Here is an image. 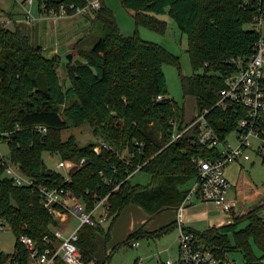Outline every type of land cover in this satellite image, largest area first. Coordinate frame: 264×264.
Masks as SVG:
<instances>
[{"label":"trees","instance_id":"trees-1","mask_svg":"<svg viewBox=\"0 0 264 264\" xmlns=\"http://www.w3.org/2000/svg\"><path fill=\"white\" fill-rule=\"evenodd\" d=\"M86 2L38 0L42 12L44 3L48 10H58L62 3L85 5ZM240 2L122 0L125 8L134 11L138 27L163 33L167 25L157 15L168 12L179 29L187 34L193 73L180 72L182 89L186 96L196 97L199 115L211 109L207 118L221 138L231 133L238 119L246 113V108L236 103H230L226 110L214 107L227 76L236 69L231 59L249 56L258 39L257 32L245 27L251 14L240 8ZM93 16L100 23L102 33L90 48H83L80 43L75 45L74 58L67 62L64 79L58 71L61 57L45 56L43 46L32 42L24 24L14 22L11 28L0 22L1 140L7 142L11 160L38 183L63 181V173L45 164L44 152H56L62 159L78 162L85 158L84 164L71 173L68 186L87 201L89 209L96 204L94 192L105 196L114 187L105 177L113 181L116 176L119 180L126 177V166L118 154L134 146L133 140L143 141L144 150L134 162L147 161L141 170L151 175V187L134 184L131 178L126 180L119 191L109 195L107 218H112L113 224L123 208L131 203L139 205L152 218L165 209H176L186 198L198 176L195 158L216 157L219 152L216 147L198 143L197 127L167 145L172 135L171 120L185 122L177 102L169 95L162 68L164 62L179 64L178 57L138 33L123 35L104 0ZM158 95H163V99H158ZM86 123L93 127L95 139L85 145H80L74 135L62 139L64 129ZM37 124L46 125L48 133L43 135L34 129ZM99 145L98 153L94 148ZM260 208L246 215H234L233 223L220 227L198 231L184 226V230L198 237L218 257L227 258L230 252L241 251L248 264H264V217ZM0 212L17 235L14 253L20 257L14 264H23L28 256L19 236L29 235L41 247H46L45 236H52V229L60 224L44 207L41 195L29 186L16 185L4 174L2 165ZM241 221H246V226L234 231L231 239L227 231ZM176 225L177 220L150 232L143 225L109 251L110 231L96 219L95 224H84L79 229L77 245L84 264H110L118 246L129 244L144 234L163 235ZM254 244L262 251L261 256L255 253ZM56 264L67 263L59 258ZM134 264L140 263L135 261Z\"/></svg>","mask_w":264,"mask_h":264},{"label":"built area","instance_id":"built-area-1","mask_svg":"<svg viewBox=\"0 0 264 264\" xmlns=\"http://www.w3.org/2000/svg\"><path fill=\"white\" fill-rule=\"evenodd\" d=\"M85 5L75 3H62L58 10L55 8L47 9L44 3V13L54 14L55 19L82 13L89 14L99 9L102 0H86ZM34 0H24L22 5L25 8L23 20L31 23L34 19L28 7ZM240 8L251 14V20L247 23L250 29L257 32L253 52L249 56L233 57L231 62L236 65L234 72L226 78V85L220 90V99L214 107L228 109L230 103H236L246 108V113L241 116L236 124L235 143L228 140V135L221 138L219 132L207 118L211 109H205L201 115H198L191 122L181 124L177 119H172V135L168 144L183 138L185 133L194 127L198 128L197 141L202 146L210 148L216 147L219 155L216 157H199L194 160L197 163L198 176L191 185L186 198L176 208L177 223L180 229V256L179 262L182 264H237L229 257L222 258L216 256L201 240L191 233L184 230L183 212L195 198H200L205 202L212 203L226 214L231 215L236 207L237 200L230 195L232 182L228 179L226 168L232 163L242 161H252L254 156L264 161V0H241ZM12 23V19L1 20V23ZM163 95H158V99H163ZM38 132L46 135L48 127L43 124L34 126ZM0 135V142H1ZM109 147L107 143H104ZM134 146H128L119 153V158L124 162L126 177L119 180L116 176L113 181L105 177L107 183H114L111 192L105 196H100L94 192L96 204L92 209L88 208V203L82 200L68 183L72 180L71 173L80 168L85 158L81 161L73 159H61L57 168H65L63 181L57 183H38L35 178L25 174L18 165H16L10 156L4 155L0 151V165L4 167V174L11 178L16 185L29 186L33 191L38 192L49 213L55 215L61 221H66L68 214L71 213L78 218V225L69 232H64L58 226L52 229V236H45L46 247H41L31 236L22 234L19 241L26 249L28 256L23 264H56L57 259H62L67 264H84L80 248L77 245L79 239V229L84 224H95L96 219L104 221L108 216L109 202L108 197L114 191H119L122 184L132 178L140 171L147 161L134 162V158L144 150L145 143L139 140H133ZM96 152L101 151V146L94 148ZM252 152V153H251ZM132 167V169L130 168ZM115 173H118L117 167L113 165ZM89 192V191H88ZM102 212L97 215V212ZM9 223L0 212V230L8 226ZM132 246H138V240L131 241ZM0 249V264H14V260L20 257L18 253L2 254ZM166 264H174L169 259ZM242 264H248L244 259Z\"/></svg>","mask_w":264,"mask_h":264},{"label":"rangeland","instance_id":"rangeland-1","mask_svg":"<svg viewBox=\"0 0 264 264\" xmlns=\"http://www.w3.org/2000/svg\"><path fill=\"white\" fill-rule=\"evenodd\" d=\"M22 1L24 0H0V19L5 21L7 16L20 18L25 12ZM104 2L105 5L113 11L123 35L133 36L138 33L141 38L162 46L168 52L178 57L179 64L164 62L162 68L166 76L170 97L177 102L181 114L183 115V120L185 122H191L199 115L197 100L193 95L186 96L184 94L180 79V72L186 75L193 73L191 60L187 52V34L179 29L176 21L168 12L157 15V17L164 20L167 25L165 32L160 33L147 27H138L135 22L134 11L125 8L122 4V0H104ZM28 10L31 11L34 21L36 15H40L38 0H34L33 4L28 7ZM42 13L46 16L49 15L51 19L54 18V14L52 13ZM93 17V12H91L89 14L78 13L74 14V16L59 18L56 23L52 22L54 21L53 19L47 20L48 31L42 32V36L45 34L43 42L45 40H51V38H56V36L63 41L64 49L62 48L61 52L63 57L58 70L60 75H65L64 77H66L67 55L73 53L65 44L71 39L77 38L76 40L80 41V45L83 48H90L96 42L98 36H100L99 34L102 33L100 23ZM5 25L11 28L14 26L13 23H8L7 21ZM245 27L250 28V25H245ZM31 40L35 44L39 43L36 38L31 37ZM199 72H202V70H199ZM65 82L67 86L70 85L69 80ZM236 134V131H232L228 135V140L235 143ZM71 135L76 136L80 145H85L96 138L93 127L87 123L80 127H69L64 129L62 132V139L66 140ZM0 151L6 156L10 155L7 142H0ZM43 159L48 168L66 174L65 168H57L58 162L62 159L58 153L46 151L43 153ZM252 161L253 162L248 161L244 163L242 173H238L237 166H233L235 176L240 179L244 189V197H253V195H256L259 191L264 189V161H261L255 156ZM228 179L230 180L229 177ZM131 181L134 184L151 187L152 177L148 172L140 170L132 176ZM101 212L102 209L97 212V215ZM175 217L177 218V211L175 215V210L168 208L151 218V216L139 205L134 203L128 204L123 208L121 214L113 224L112 218H107L102 221L105 229L110 231L107 249L110 251L117 245L123 243L131 232L139 229L143 225H145V228L149 232L155 231L175 221ZM59 221V227L63 229L65 233L74 229L79 223L78 218L71 213L68 214V218L65 222ZM246 224V221H241L233 228H230L227 231L230 238L233 239L234 231H238L245 227ZM179 232V226L176 225L170 231L160 236H152L149 234L141 235L137 238L140 243L138 246H132L131 242L118 246L111 256L110 264H134L135 261H138L140 264H166L169 259H172L174 264H180ZM16 242L17 235L9 225L0 230V249L2 251L5 253H13L15 251ZM254 250L258 256L262 255V251L255 244ZM229 258L234 260L237 264H242L244 260L241 251L230 252Z\"/></svg>","mask_w":264,"mask_h":264},{"label":"crops","instance_id":"crops-1","mask_svg":"<svg viewBox=\"0 0 264 264\" xmlns=\"http://www.w3.org/2000/svg\"><path fill=\"white\" fill-rule=\"evenodd\" d=\"M40 15H36V18L31 23H28L23 20V15L19 17L15 16H7L6 19H12L13 24L14 22H19L24 24V28L26 29L27 33L30 35V37L36 38L40 45L44 48V54L47 57H54L59 56L62 59V48H63V41L59 38H51L48 41L45 40L43 42L44 36H42L43 31H48V24L47 20H50L51 18L49 15H45L40 11ZM74 16V15H70ZM5 19V20H6ZM54 21L57 22V19L52 18ZM51 19V20H52ZM99 37V36H98ZM71 39L69 42H67V45L69 47L70 51H74L75 45L77 43H80L79 40ZM64 49V48H63ZM65 76V75H64ZM61 75V77L65 78ZM248 161H242L240 163H232L227 166L226 168V174L232 181V188L230 195L232 198L236 199V207L232 211L231 215L226 214L221 209L216 207L212 203H208L203 201L200 198H195L194 201L188 205V207L183 212V225L187 228L198 230V231H205L209 229L210 227H220L226 224L233 223L234 215L236 216H242L250 213L257 207L260 208V214L264 217V189L259 191L256 195H253V197H244V189L242 187L240 179L236 178L235 171L233 170V166H237L238 173H242V169L244 167V163ZM253 162V161H251ZM175 210L176 215V209L169 208ZM150 216V215H149ZM154 217V216H153ZM176 218V217H175Z\"/></svg>","mask_w":264,"mask_h":264},{"label":"water","instance_id":"water-1","mask_svg":"<svg viewBox=\"0 0 264 264\" xmlns=\"http://www.w3.org/2000/svg\"><path fill=\"white\" fill-rule=\"evenodd\" d=\"M67 58H68V61H72L73 60V53L68 54ZM73 66H75V64H73Z\"/></svg>","mask_w":264,"mask_h":264}]
</instances>
